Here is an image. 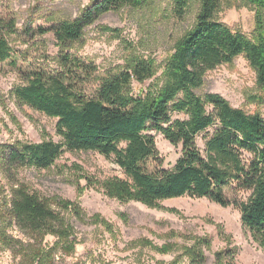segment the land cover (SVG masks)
<instances>
[{
	"label": "trees",
	"instance_id": "trees-1",
	"mask_svg": "<svg viewBox=\"0 0 264 264\" xmlns=\"http://www.w3.org/2000/svg\"><path fill=\"white\" fill-rule=\"evenodd\" d=\"M149 1L93 0L76 19L35 31L54 35L59 49L52 60L56 67L30 68L24 84L12 93L18 101L56 119L62 141L0 148V170L11 184L9 190L0 185V216L35 243L29 246L0 234L3 245L19 252L21 264H55L58 248H43L46 237L70 249L75 233L66 215L84 221L77 204L45 199L17 180L23 168L49 169L66 152H96L111 159L124 177H111L97 186L120 202L157 208L162 201L190 197L234 206L264 248V116L235 108L219 94H198L208 72L244 55L260 91L253 99L264 106V0H245L256 7L253 38L216 18L222 0H199L195 26L177 41L160 82L147 88L157 72L152 60L137 58L126 69L101 78L96 64L71 52L102 16L142 8ZM172 2L175 17L182 19L189 0ZM16 31L14 17L0 19V63H15L7 35ZM135 85L140 86L137 92ZM174 114L187 118L174 119ZM153 133L182 146L172 170L153 167L162 165ZM202 134L203 151L197 142ZM227 191L249 193V197L231 200ZM187 258L191 264H205L197 249H189Z\"/></svg>",
	"mask_w": 264,
	"mask_h": 264
},
{
	"label": "rangeland",
	"instance_id": "rangeland-1",
	"mask_svg": "<svg viewBox=\"0 0 264 264\" xmlns=\"http://www.w3.org/2000/svg\"><path fill=\"white\" fill-rule=\"evenodd\" d=\"M92 1L0 0V19L6 21L12 16L17 23L16 33L7 35L15 63H0V148L62 141L56 130L57 120L18 101L12 91L24 84L25 72L30 68L56 67L52 60L59 49L54 35L35 31L76 19ZM173 8L172 0H150L142 8L110 12L86 29L71 52L96 64L101 78L126 69L137 58L152 60L156 77L144 88L159 83L177 41L195 26L200 2L189 0L182 19L175 17ZM255 16L256 7L245 0H222L216 18L253 38ZM105 28L112 31L106 32ZM139 89L135 85V91ZM207 93L219 94L247 113L264 116V106L253 99L260 95L256 73L244 55L207 73L198 94ZM186 118L174 114V119ZM153 135L162 161V165L156 163L153 167L172 170L182 155V146L171 144L160 134ZM197 142L203 151V134ZM111 177L124 176L111 159L96 152H66L49 169L25 167L17 174L18 181L41 197L71 201L81 208L84 221L66 215L75 233L70 249L51 236L42 243L46 250L58 248L55 264H191L189 249L199 250L205 264H264V248L243 225L236 207L190 197L165 200L157 208L124 203L109 198L97 186V182ZM0 185L5 190L11 186L1 170ZM226 194L231 200L249 197L245 192ZM4 232L26 245H35L0 216V234ZM0 264H21L19 252L3 245L1 239Z\"/></svg>",
	"mask_w": 264,
	"mask_h": 264
}]
</instances>
